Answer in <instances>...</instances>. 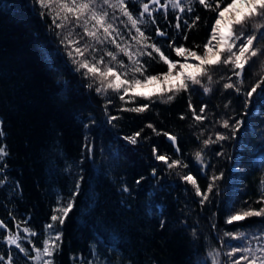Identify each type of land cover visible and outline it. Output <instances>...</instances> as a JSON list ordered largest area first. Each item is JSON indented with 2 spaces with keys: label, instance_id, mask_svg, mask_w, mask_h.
<instances>
[{
  "label": "trees",
  "instance_id": "trees-1",
  "mask_svg": "<svg viewBox=\"0 0 264 264\" xmlns=\"http://www.w3.org/2000/svg\"><path fill=\"white\" fill-rule=\"evenodd\" d=\"M127 7L138 16L140 0H130ZM192 7L190 13L170 8L167 16L163 9L154 12L156 23L141 25L147 42L156 43L170 59H183L168 47L170 41L201 53L217 13L198 3ZM40 12L35 0H0V121L4 131L0 143L9 152L4 158L7 167L0 172V220L13 233L23 234L20 243L30 256L36 255L33 246L42 248L48 235L44 225L52 223L58 201L63 206L70 199L74 206L63 225L56 222L54 230H49L53 235L63 233L59 250L51 257L53 264H211L207 256L214 248L221 249L229 264L241 253L232 257L225 253L241 241L226 233L247 234L252 245L257 242L254 236H264V215L226 222L237 211L264 208V165L259 163L264 158V101L254 95L246 106L244 95L264 78V54L246 64L242 83L221 64L211 72V84L202 78V84L212 89L207 94L198 85L199 91L190 88L168 103L156 95L152 100L130 99L131 91L121 101L112 90L106 96L97 94L98 83L92 89L86 86L89 80L74 71L60 43L65 33ZM197 15L200 19L187 28L185 20L191 25ZM157 27L166 35L157 36ZM121 29L127 32L123 25ZM132 34H136L134 29ZM260 47L264 49V41ZM153 57L142 58L145 75L167 70L157 53ZM119 59L129 63L123 54ZM229 82L241 92L225 89L223 85ZM166 86L152 93L172 95L162 93ZM189 100L196 114L207 105L203 113L207 119L195 121ZM144 104L148 107L143 112L123 110ZM110 116L117 119L109 122ZM226 119L230 126L244 123L233 135L231 127L222 126ZM136 132H140L136 144L124 139ZM165 133L176 137L179 152ZM217 133L229 139L205 147L203 141L209 137L216 141ZM198 151L203 152L205 168L195 160ZM158 154L168 156L169 162L179 159L181 165L169 169L155 158ZM189 173L202 192L213 184L208 200L201 202L193 185L181 178ZM213 176L218 179L213 181ZM24 227L36 235L23 232ZM6 235L7 230L0 228V256L5 257L0 264H7L9 255L13 264H43L49 259L29 258L15 245H8Z\"/></svg>",
  "mask_w": 264,
  "mask_h": 264
},
{
  "label": "snow or ice",
  "instance_id": "snow-or-ice-1",
  "mask_svg": "<svg viewBox=\"0 0 264 264\" xmlns=\"http://www.w3.org/2000/svg\"><path fill=\"white\" fill-rule=\"evenodd\" d=\"M129 2L130 0H35V3L40 6L41 17L47 14L51 18L52 25L65 33L60 43L64 45L68 58L75 66L74 71L80 73L82 78L89 80L86 85L89 89H92L94 84L98 83L99 86L95 87L97 94L106 96L108 91L112 90L119 94L121 101H124L125 96L131 91L132 96L130 99L140 97L152 100L153 96L156 95L157 99L163 103L171 102L177 94L189 92L190 88L192 91H199L200 89L196 87L198 85L207 94L212 89L202 84V78L206 77L208 84H211L213 80L211 72L217 66L222 64L228 67L232 74L242 83L246 64L253 57L264 54V49L260 47V42L264 41V0H227L226 3L225 0H187V7L185 6V0H166V3L163 4H161V0H148V2L140 0L141 11L138 16H134L128 9L127 4ZM193 3H198L206 9L216 12L217 16L210 28L209 39L203 45L201 53L185 48L183 44L174 46L175 42L170 41L168 47L174 51L175 56L184 58V62L181 63L179 59H170L168 55H165L161 47L156 43L147 42L149 37L146 36L145 28H142L141 25H147L149 22L155 24L153 13L159 12L161 9L164 10L165 16H167L169 8L173 12L178 9L181 13L185 11L190 13L193 11ZM221 3H225L223 8L220 6ZM152 5L158 7H150ZM45 10H47L46 13ZM117 11H119V16L116 14ZM199 19L200 17L197 15L191 25L185 20V26L191 28ZM176 20V28L179 29L180 17L177 16ZM121 25L127 32L121 29ZM77 28L80 29L79 32L76 31ZM132 29L135 30V35L132 34ZM57 35H61V33L57 32ZM156 35L165 36L166 33L157 27ZM183 39L187 40V36L185 35ZM133 42H135L134 45ZM108 46H114V49L110 50ZM194 47L199 48L200 46L195 45ZM133 48H135V51H133ZM147 49H152V51ZM153 52L157 53L160 61L167 65V70L161 74L145 75L147 68L143 64L142 58L145 56L150 59L154 58ZM120 54L127 57L129 63L126 64L123 59H119ZM188 58H194L198 63H189ZM178 65L179 71H176L174 75V70L177 69ZM188 69H194V71L189 72ZM221 78L223 79V77ZM230 79L231 77H229ZM153 81H160L167 85L162 89V93H172V95L165 97L163 94L135 91L138 86H144ZM262 84H264V78L244 93L246 106L253 102L254 95L264 101V87H261ZM223 87L225 89H235L237 93L241 92V88L231 82L225 83ZM108 102L111 103V100ZM147 107L148 105L144 104L123 110L139 113L146 110ZM189 107L193 112L195 121L200 122L207 119L203 115L207 105L201 106L200 114H196L191 100H189ZM183 118L182 115L181 119ZM115 119L117 117L110 116L109 122ZM93 123H95L94 119ZM243 123V121H236L235 124L230 126L229 120L226 119L222 121V126L225 129L231 127L234 135L235 131L239 130ZM2 125L3 121H0V137L4 136ZM148 127L152 128L153 125L149 124ZM165 135L168 136L172 143L176 142L174 135L168 133H165ZM216 135V141L209 137L203 141L204 146L207 147L217 141L229 139L227 135L222 133H217ZM139 136L140 132H136L124 139L131 144H136ZM85 147L88 146L85 145ZM88 150L91 152V148H88ZM176 151L179 152V147L176 148ZM8 155L7 145L0 143V164H3L0 172H3L4 168L7 167L4 163V158ZM155 158L164 162L169 169L181 165L179 159L169 162V157L163 154H158ZM195 160L201 168L207 167L204 164L202 151L195 153ZM259 163L264 165V158H261ZM183 167H188V165L184 164ZM153 174H155V170H153ZM181 178L193 185L196 195L202 197L201 202L208 200L207 193L212 192L213 184H208L206 191L202 192L196 178L191 173ZM216 179L218 177H212L213 181ZM139 182L137 181L136 183L139 184ZM2 184L3 180L0 179V186ZM261 184L264 185V180L261 181ZM78 190L79 184L77 183V192ZM123 191L127 192L128 188L125 186ZM262 201H264V192H262ZM73 206V199H70L63 206H60L58 201V206L53 209V214L50 217L52 223L44 225V230L48 235L43 241L42 248L33 246L36 253L34 257L30 256L29 250L20 243L22 237L19 232L13 233L2 220H0V228L7 230V235L4 238L8 245H15L20 252L37 261L43 260L47 256L49 259L43 260V264H53L51 257L59 250L63 233L55 231L53 235V232L49 230H54L56 222L62 226L64 219L68 216ZM262 215H264V208L259 210H240L230 215L226 222L231 224L234 221H242L248 217ZM16 227L19 228L20 225L17 224ZM23 232L29 233L31 236L36 235L29 227H24ZM195 235V230H193V236L195 237ZM226 235L233 237V239H246V234L243 233L239 235L226 233ZM253 239L264 241V236H254ZM237 252L244 255H241L239 259L232 260L231 264H241L242 260L246 261L247 264H264V243H258L253 248L249 240L247 246L232 247L225 255L232 257ZM257 252L261 255H256ZM93 254L95 255L94 248ZM208 255L212 258L213 264H220L217 259L219 256L218 251L209 252ZM3 260H5V257L0 256V261ZM7 264H13L11 255L7 257ZM89 264H92V262L89 261Z\"/></svg>",
  "mask_w": 264,
  "mask_h": 264
},
{
  "label": "rangeland",
  "instance_id": "rangeland-1",
  "mask_svg": "<svg viewBox=\"0 0 264 264\" xmlns=\"http://www.w3.org/2000/svg\"><path fill=\"white\" fill-rule=\"evenodd\" d=\"M183 62H184V58L181 60V63H183ZM188 62H189V63H192V64L198 63V61H196L194 58H188ZM176 71H179V65L177 66V69L174 70V75H175V72H176ZM188 71H189V72H192V71H194V69H188ZM163 85H164V84H163L162 82H160V81H153V82L148 83L147 85H144V86H138V87L135 89V91H143V92H145V93H152V92L160 91L161 88L163 87ZM17 232H18V231H17ZM14 233H16V232H14ZM19 234H20L21 237H23V234H22L21 232H19ZM247 237H248V236H247V234H246V239H239V240L241 241V243H239V244L235 243L233 246L230 247V250H231L232 247H245V246H247V242H248ZM20 241H21V240H20ZM258 243H264V241H257V242H255V243H253L252 247L255 248V247L257 246ZM216 251L219 252V256L217 257V259L220 261V264H226V263L224 262V259H223V255H222V251H221V249H219V248H214V249L210 250V252H216ZM256 254H257V253H256ZM241 255H244V254L241 253ZM241 255H240V256H237V257H235V258H232V260L239 259V258L241 257ZM207 257L210 259L211 264H213V262H212V258L209 257V255H208ZM232 260H230L229 264H231V261H232ZM202 262H203V261H202ZM201 264H202V263H201ZM241 264H247V262H246V261H241Z\"/></svg>",
  "mask_w": 264,
  "mask_h": 264
},
{
  "label": "water",
  "instance_id": "water-1",
  "mask_svg": "<svg viewBox=\"0 0 264 264\" xmlns=\"http://www.w3.org/2000/svg\"><path fill=\"white\" fill-rule=\"evenodd\" d=\"M244 73V72H243ZM175 144V147L177 148L178 147V145H177V140H176V142L174 143Z\"/></svg>",
  "mask_w": 264,
  "mask_h": 264
}]
</instances>
